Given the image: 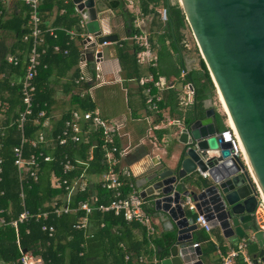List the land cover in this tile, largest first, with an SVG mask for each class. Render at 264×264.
Listing matches in <instances>:
<instances>
[{
    "label": "water",
    "instance_id": "95a60500",
    "mask_svg": "<svg viewBox=\"0 0 264 264\" xmlns=\"http://www.w3.org/2000/svg\"><path fill=\"white\" fill-rule=\"evenodd\" d=\"M68 1L86 33L96 38L81 41L85 60L91 62L96 44L116 42L117 37L102 34L97 0ZM174 3L222 99L247 171L237 158L229 157L231 144L224 141L210 107L203 119L179 126L172 163L173 153L168 163L150 158L143 163L145 172L136 185L139 196L169 219L172 233L159 264H202L199 246L191 245V233L197 230L195 216L229 242L244 239L252 263L264 264V231L254 217L255 187L264 206V0ZM105 51L102 46L95 57L100 59ZM185 201L193 211L183 205Z\"/></svg>",
    "mask_w": 264,
    "mask_h": 264
},
{
    "label": "trees",
    "instance_id": "16d2710c",
    "mask_svg": "<svg viewBox=\"0 0 264 264\" xmlns=\"http://www.w3.org/2000/svg\"><path fill=\"white\" fill-rule=\"evenodd\" d=\"M1 2V0H0ZM167 4V8L166 7ZM19 11L13 15L8 21H2L0 17V30L10 28L11 32L16 38L17 48L20 53L18 61L27 52L30 46L29 41H22V36L29 33L28 25V8L23 2H18ZM53 6L62 10L61 15H56L50 24L46 25L49 20L50 10ZM139 10L143 16L150 15L152 20L158 19L159 14L155 9L162 7L166 9L165 26L159 21L157 26L160 32L155 39V52L157 55L156 68L149 70V73L154 79L158 76L173 79L174 83L179 88H172L167 92L166 105L169 107L170 114L176 120H182L184 124H188L194 119H203L206 108L204 102L210 100L214 95V88L208 75V72L200 58L197 57L195 67L186 71L182 63L179 64L177 51L184 50L182 30L187 28L184 16L177 3L169 4L167 0H139ZM109 9L113 10L116 15L122 20L125 30V39L130 37L136 30L133 28V16L125 9L122 0H109ZM1 8V6H0ZM38 16L41 23L39 24L40 38L42 43L39 49L43 50V54L39 59V70L42 72V67L50 69L52 64L64 66L65 71L76 66L79 52L82 48L80 38H76L78 45H74L72 39L68 35V31L74 30L76 33H82L83 30L78 26L80 21L79 15L74 10L73 6L68 0H40L38 5ZM10 24V26H9ZM9 26V27H8ZM53 33L50 34V31ZM120 42L117 48V59L121 70V78L125 81H137L140 78V71L135 60L136 47L128 43L126 40ZM57 45L58 50L54 51L53 47ZM196 51V49H195ZM65 52V53H64ZM196 53V52H195ZM3 61V58H2ZM1 61V62H2ZM181 63V62H180ZM5 64V62H2ZM87 71L91 78H94L95 71L91 62H87ZM24 66V65H23ZM21 64L9 67V72L22 76L24 67ZM185 74L181 76V72ZM78 75L75 68L68 78L66 83V91L69 92L74 87L73 79ZM45 77H43L44 79ZM190 84L193 89V99L190 105L182 108V86ZM91 83L81 84L82 88H88ZM36 93L34 98L33 116L31 121L26 125V135L31 137L37 130L38 126L32 124V119L40 109H45L44 105L48 106L50 102L47 100L44 88H42V81L40 77L35 78ZM4 86L10 94L12 99L7 98V108L4 112V120L2 125H9L16 117V108H19L18 86L14 89L8 87V82H4ZM76 107L81 110H93L95 106L90 102V99L85 96L83 99L72 95L70 99ZM6 106V105H5ZM18 106V107H17ZM164 106V104H163ZM162 108V104H159ZM183 110H179V109ZM16 109V110H15ZM48 113V107L45 109ZM17 112V111H16ZM68 116V113L54 125V134L57 133L62 125L63 119ZM214 119L219 131H224V117L214 112ZM18 144V134L15 127H7L4 139L0 138V158L2 159L0 174V190L4 192V197L1 199V205L5 206L6 201H10L11 212L5 216V219L11 220L17 217L21 208L17 199V183L15 179L14 167L12 166L11 147ZM90 144L79 146L78 149L72 147L54 150L55 162L49 164H42L39 173L38 182L32 184L29 189H25L24 208L29 214H35L38 210H43V206L50 202L54 197L61 196L63 190H52L49 187V173L52 170L56 176H61L60 168L57 166L61 152H66L69 158L78 156L82 160L87 159V151ZM102 161V153L96 148L92 151V159L87 168V174L98 175L105 170V167L100 164ZM81 169H77L75 173H79ZM73 173L65 176L70 178ZM94 191L98 196V204L108 203L109 191H105L94 185L86 193L76 194L70 208H75L78 201L86 200L88 195ZM123 194L127 193V189L123 188ZM145 211L150 214V210L145 205ZM81 215L80 212L73 214L62 215L58 218L50 216L47 221L28 220L25 223L19 224L17 228L19 246L22 251H30L34 255H39L46 264H137L136 259L142 256L146 259V264H152L151 259L159 261L167 253L172 236L156 237L153 236L150 240L154 249H151L149 242L145 236V230L136 223H125L121 216H114L112 213H98L93 212L89 217V227L86 231L74 230L72 226L77 218ZM43 224H50L54 227V234L48 238L44 232L41 231ZM102 225V227L100 226ZM133 230L139 231L141 238L135 240L131 234ZM85 234L91 237L85 236ZM219 241V238H218ZM202 246V256L209 257L216 250L215 246L209 241L208 237L201 234L198 242ZM196 242V244L198 245ZM221 254L226 253L225 249L220 250ZM128 255L129 260L124 261V256ZM19 252L15 245V235L13 229L9 226L0 227V264H14L18 261ZM220 264V261L218 262ZM240 264V262H238Z\"/></svg>",
    "mask_w": 264,
    "mask_h": 264
},
{
    "label": "built area",
    "instance_id": "2783aa9c",
    "mask_svg": "<svg viewBox=\"0 0 264 264\" xmlns=\"http://www.w3.org/2000/svg\"><path fill=\"white\" fill-rule=\"evenodd\" d=\"M28 8V25L29 33L22 36V41L30 42L29 49L26 53L24 61V69L22 76L20 77L18 86L19 108L16 112V117L9 125H2L0 121V138L4 139L7 127H15L18 134V144L11 147L12 166L14 167L15 179L17 183V199L19 201V207L21 211L16 218L6 220L5 216L11 212L10 201H6V205H1V199L4 197V192L0 190V227L9 226L13 229L15 235V245L19 252L18 261L14 264H46L39 255H34L30 251H22L19 246L17 228L19 224L25 223L28 220L38 222L39 220L44 222L49 219L50 216L58 218L62 215L73 214L80 212L81 215L77 218L76 222L72 226L74 230L86 231L89 227V217L93 212L98 213H112L114 216H121L125 223H136L145 230V236L149 242L151 249H154L150 244L151 238L155 234V227L151 216L146 213L145 205L146 201L139 196V192L133 185L131 173L126 169H121L118 166L119 159L125 154L126 149H118L116 146V139L121 136V127L115 124L113 121L103 119L97 110H81L75 107L68 111V117L62 122V125L57 133L54 134V128L45 124L47 119L45 109H40L36 112L35 117L32 119V124L38 126L34 134L31 137L26 135V125L31 121L33 116L34 98L36 93L35 78L38 75L39 59L43 54V50L39 49L42 39L40 38L39 24L41 23L38 16V5L40 0H20ZM130 12L134 15L133 28L136 30L130 37L125 40L133 44L137 51L135 52L136 64L145 66L147 68H154L156 66L157 57L153 50V47L149 41L148 35L140 29L141 20L143 15L137 7V0H123ZM159 19L161 22L166 20V12L164 9L159 11ZM79 26H83V21L80 20ZM53 30L50 31V34ZM70 39L80 38L83 41L88 38L90 42H95L94 38L90 34L80 35L73 30L67 32ZM112 43L96 44L93 60L98 61L99 58L95 57V54L99 51L98 48L107 46ZM120 46V44H118ZM54 51L58 50V46L53 47ZM85 46L79 52V58L77 61V77L73 79V84L77 87V97L82 99L85 95L91 98V90L102 83L95 82L94 78H91L87 71V62L85 60ZM65 53V52H64ZM8 63L12 66H16L19 61L17 58L9 57ZM185 74L181 72V76ZM88 88H82L81 84L91 83ZM139 86L143 88L144 92V105L146 110L152 114H157L160 111L159 104L161 102V96L158 92L162 90L172 89V85H167L162 79L156 78L149 73L148 75L141 77L137 80ZM156 91V93L153 92ZM193 99V89L190 84L182 86L181 101L184 106L191 104ZM5 108H3V111ZM226 123V124H225ZM178 125L177 120H166V125ZM226 129L222 132L224 141L231 144L232 152L229 157L237 158L246 169L244 156L241 148L238 144V140L234 131L229 127L227 122H224ZM156 128V127H155ZM89 143L90 146L87 151V159L82 160L78 156L75 158H69L66 152L59 154L57 166L60 168L61 176H56L51 170L49 173V187L54 190H63L61 196L54 197L50 202L43 206V210H38L35 214H29L24 208L25 189H29L32 184L38 182L39 173L41 171L42 164H49L55 162L54 150L57 148L66 149L72 147L78 149L79 146ZM1 147V145H0ZM98 148L102 153V164L105 170L98 174L96 181L92 180L91 174H87V168L89 162L92 159V151ZM2 159L0 158V174ZM81 169L79 173H75L77 169ZM247 171V169H246ZM71 175L70 178L65 176ZM204 176V175H202ZM1 180V179H0ZM94 185L105 191L110 192L108 203L98 204V196L92 191L86 200L78 201L75 208H70V203L73 197L78 193H86ZM255 187V186H254ZM123 188L127 189V193L123 194ZM257 193V205L254 211V217L256 219L257 213L264 211V206L259 196L258 190L255 187ZM187 208L193 211V206L185 201L183 204ZM264 216V214H263ZM264 218V217H263ZM195 225L198 228H202L206 232L209 231V227L201 216H196ZM102 227V225H100ZM264 231V225L259 226ZM41 231L46 234L48 238H51L54 234V227L50 224H43ZM87 237L90 235L85 234ZM197 244H193V247ZM129 256H124V261H128ZM220 264H253L249 254L246 251V241L240 239L234 247L230 248L224 255L219 254ZM137 264H146V259L139 256L136 259ZM151 263L155 264L157 261L154 257L151 259Z\"/></svg>",
    "mask_w": 264,
    "mask_h": 264
},
{
    "label": "crops",
    "instance_id": "0c3cea01",
    "mask_svg": "<svg viewBox=\"0 0 264 264\" xmlns=\"http://www.w3.org/2000/svg\"><path fill=\"white\" fill-rule=\"evenodd\" d=\"M97 1L98 12L99 14H102V18H100V27L102 34L116 36L117 40L116 42H111L112 44L105 46L106 51L104 52L103 56L99 59V61L96 62L92 59L91 63L94 66V71L96 73L95 82L102 83V85L97 86L91 90V98H89L88 95L85 96H87L90 99V102L93 103V105L95 106L93 110H97L99 115L103 119L113 121L115 124H118L121 127V136L116 139V146L120 150L125 148L126 151L125 154L119 159L118 166L119 168L126 169L131 173L133 185L136 188V185L140 182L139 180L145 172L143 163L145 161H148V158H150L152 162L159 161L163 163H168V157L171 153H173L171 154L173 156V158H171V163L174 161L176 153L174 152V147L176 143L173 138L175 133L178 131L179 126H182L184 123L182 122V120H177L179 122L178 125H166L167 119L176 120L174 119V116L172 117L169 111V107L166 105L167 92L171 89L162 90L161 92H158L162 99L160 102L162 104V108H160L159 113L154 115L146 110V106L144 105L145 95L143 92V88L138 85L137 81H125L121 78V70L116 52L118 44H120V42L125 39L124 25L122 20L116 15V13L113 10L109 9V0ZM18 2L22 1L1 0L0 17L3 22L8 21L13 15L17 14V12L19 11ZM138 3L139 0H137V7L139 9ZM168 3L172 4L174 3V1L170 0L168 1ZM124 7L133 16L134 19V15L130 12L125 3ZM159 8L164 9L162 7L156 8L155 12L157 14H159ZM164 10L166 12V9ZM62 13V10H59L56 8V6H53L50 10V18L48 21H46V25L50 24V22L56 15H61ZM141 21L142 22L140 29L148 35L149 41L155 52V39L156 36L160 33L158 32L157 26L159 24V21L161 22V20L159 19L158 21V19H155L153 21L152 17L148 15L143 16ZM161 24H163V27L166 25L165 22H161ZM79 27L81 28V30H83L82 33L79 34L86 35L87 33L84 27V23L83 26ZM187 31L188 27L182 30L183 40L181 43L183 44L184 50L177 51L179 64L182 65L183 63L186 71L190 70L196 65L194 63V59L191 57V54L195 53L194 49L192 48V50L186 47V43H184L188 42L187 38L190 36ZM72 41L74 45L79 44L76 38L72 39ZM17 47L18 46L16 43V38L11 32L10 28L6 30H0L1 122H3L4 120L3 108H7V98H9L8 100L12 99V95L4 86V82H8V87L10 89H14L17 86V83L21 77L15 72H9V67L11 64L7 61L9 57L19 58L18 55L21 53ZM100 49L101 48H98L97 50ZM26 53L20 58L19 64H21V68L24 65ZM1 61L5 62V64H2ZM63 67L64 66L52 64L50 66V69L42 67V72L38 70L37 76L38 78L40 77V81H42V88H44L47 100L50 102L48 106L44 105L45 109H47L48 107V113L46 114L47 119L45 121V124L49 127H54V125L58 123L65 116V114L68 113L69 110L76 107L74 103L70 102V99L72 95H77L78 89L73 84L74 87L72 88V90L67 92L66 83L73 70L75 68L77 69V66L67 71H65ZM154 68H156V66ZM154 68H147L145 66L138 65V69L140 71V78L148 75L149 70ZM43 77L45 78L43 79ZM157 77L162 79L167 85H172L173 88L176 87V84L174 83L173 79H167L158 75ZM176 88H179L178 84ZM153 92L156 93L155 90H153ZM208 100L204 102V108H206V110L207 108H209L207 104ZM185 107L186 106L182 104V108ZM16 109L18 110V108ZM179 110L183 109L180 108ZM67 117L65 119H67ZM65 119H63V121ZM144 153L146 154V156H144ZM91 179L94 180L93 178ZM136 190L139 192V189L136 188ZM145 201L147 207L150 210V216L153 221L152 223L155 227L154 236H172V233L169 229L170 226L168 224L169 219L164 215L159 216V214L151 206V203L148 200ZM131 234L135 240H139L141 238L139 231L133 230ZM201 234L206 235L209 241L216 248L215 252L209 257L202 256V246L198 243ZM239 240H236L234 242L227 241L221 236V233L218 229H209V231L206 232L202 228L197 227V230L191 233V245L196 244V242L198 243V246L201 251L199 259L202 264H218V262L220 261V250L225 249V251L227 252L230 248L234 247Z\"/></svg>",
    "mask_w": 264,
    "mask_h": 264
},
{
    "label": "rangeland",
    "instance_id": "374dc122",
    "mask_svg": "<svg viewBox=\"0 0 264 264\" xmlns=\"http://www.w3.org/2000/svg\"><path fill=\"white\" fill-rule=\"evenodd\" d=\"M174 1V0H173ZM160 9V8H159ZM161 10V9H160ZM188 33H189V37L187 38V41L188 42H184V43H186V47H188V48H190V49H194V52H196V54L195 53H190L191 54V57L194 59V63L196 64V62H197V57L198 58H200L199 57V55H198V52H197V49H196V51H195V43H194V41H193V39H192V37H191V34H190V32H189V29H188V31H187ZM192 49V50H193ZM209 107L211 108V109H213L214 110V112H217L218 114H220L221 116H223L224 117V122H227V118H226V116L224 115V112H223V109H222V107H221V105H220V99H219V97H218V95H217V93H216V91H215V88H214V95L210 98V105H209ZM226 124V123H225ZM97 177H98V175H93L92 176V178L94 179V180H96L97 179ZM263 214L262 213H257V216H256V221H257V223L259 224V226H263L264 224H263Z\"/></svg>",
    "mask_w": 264,
    "mask_h": 264
},
{
    "label": "bare ground",
    "instance_id": "6f19581e",
    "mask_svg": "<svg viewBox=\"0 0 264 264\" xmlns=\"http://www.w3.org/2000/svg\"><path fill=\"white\" fill-rule=\"evenodd\" d=\"M217 95H218V97H219V99H220V105H221V107H222V109H223L224 115H225L226 118H227V124H228L229 127L233 130V126H232V124H231L230 119L227 117V111H226V109H225V107H224V105H223L222 99H221V97L219 96L218 93H217ZM263 214H264V211H263ZM263 224H264V218H263Z\"/></svg>",
    "mask_w": 264,
    "mask_h": 264
},
{
    "label": "clouds",
    "instance_id": "9594fccd",
    "mask_svg": "<svg viewBox=\"0 0 264 264\" xmlns=\"http://www.w3.org/2000/svg\"><path fill=\"white\" fill-rule=\"evenodd\" d=\"M214 88V87H213Z\"/></svg>",
    "mask_w": 264,
    "mask_h": 264
}]
</instances>
